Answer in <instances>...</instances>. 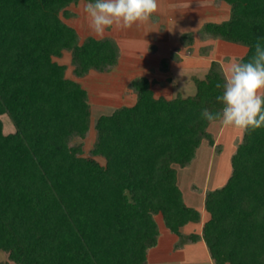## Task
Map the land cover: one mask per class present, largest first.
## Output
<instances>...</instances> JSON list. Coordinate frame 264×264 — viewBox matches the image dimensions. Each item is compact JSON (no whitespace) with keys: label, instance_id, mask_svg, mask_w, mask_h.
<instances>
[{"label":"trees","instance_id":"1","mask_svg":"<svg viewBox=\"0 0 264 264\" xmlns=\"http://www.w3.org/2000/svg\"><path fill=\"white\" fill-rule=\"evenodd\" d=\"M81 1L90 2L0 0V116L15 126L6 134L0 120V253L14 264H149L161 215L179 237L176 249L204 240L215 264H264V128L244 132L227 183L206 193L202 233L181 232L201 213L186 205L175 166L191 165L203 141L215 146L200 113L222 107L221 62L194 78L189 97L158 98L148 78L133 79L136 103L97 120L84 156L75 139L91 129L89 93L56 59L71 53L73 73L83 78L112 71L121 50L111 37L81 42L64 20ZM216 1L231 7L229 20L207 22L198 35L246 47L239 61L247 62L264 40V0ZM181 41L192 51L193 33Z\"/></svg>","mask_w":264,"mask_h":264},{"label":"rangeland","instance_id":"2","mask_svg":"<svg viewBox=\"0 0 264 264\" xmlns=\"http://www.w3.org/2000/svg\"><path fill=\"white\" fill-rule=\"evenodd\" d=\"M157 2H160V6L163 3L164 5H162V7L167 6L168 13H171L175 20L172 24H176L174 27L176 30L178 29V31L181 30V32H185L190 28V24H197L193 28L196 29L204 23V20L209 17H215V15H211L213 14V11H204V3H202L204 0H157ZM222 4L223 3H217V9H220L219 6H224V4L228 6L226 3ZM85 5L86 2L81 1L76 5L70 6L69 10L74 16L69 19L64 18V20L67 24L76 29L81 42L89 36L101 39L95 36L89 28V21L84 12ZM153 17L157 20L153 19ZM160 19L161 18L156 12L150 20V22L157 24L156 26L160 31L159 34L157 32L155 33L154 29L148 26V21L134 25L131 29L127 30H121L115 27L106 30L103 38L111 37L115 39L120 47L122 56L120 58L121 62L119 61L117 67L110 72L99 73L92 71L83 78H77L73 73V66L71 65V53L66 51L62 58L56 59L60 64L67 66L68 69L66 76L78 81L89 93L92 113L91 129L86 138L75 139V143H82L84 145V156H91L90 151L96 141L95 125L97 120L102 115H110L116 109L124 106H132L137 101V95L130 88L131 81L136 77H141L143 74H150L151 78H154L153 85L155 86L157 93L168 97H174L175 95L189 97L196 94L194 77L190 79L188 76L190 73L184 72L186 70L183 67H181V69L178 67V70L174 69L171 74L178 79L177 83L179 87L176 84L175 86L172 85V79L170 80V78H167V72L162 71L161 75L159 72L161 66L159 61L161 60V57L159 58V55H156V52L159 47L165 44L167 46V55H169V53H174V55H179L184 58H192L190 59L192 63H188L185 67L193 66L194 68L199 66H196V63H194L193 60H200L199 57H204L203 45L201 43L198 44L196 41L195 48L193 51H190L189 47L181 46L179 40L176 39L174 42L171 41V44L168 47L169 43L167 41V36L164 34L166 27L163 23H165V20L161 22L162 19L161 21ZM197 48H200V50ZM201 66L202 65L200 64V67ZM0 120L4 123V131L6 134L15 132V126L8 116H0ZM232 128L236 130V128ZM239 141L240 137L238 142ZM222 147H224V152L220 156H215V154L210 156V148L205 147L202 150L200 158H197L198 165L194 170L191 169L190 171H185L186 168H191V165H189L191 167L186 168L177 166L179 177H181V187L185 191L186 199H188L192 192H196L200 196L203 192L207 193L223 186L225 179L228 178L231 172L229 159L232 153V144L226 143L225 145L223 143L220 148ZM96 159L101 165H105L106 161L104 158L97 157ZM219 172L220 174H218ZM192 184L193 188L196 190L189 189ZM197 200H201L200 197ZM156 220L159 224L162 238L165 235H171L164 224L162 216H156ZM168 245L169 247H167ZM168 245H165L166 247L163 245V249L168 250L165 253L162 252L163 254L161 256L163 257V260L157 262L150 261L149 264H173L165 261V258L170 259L168 256L172 253L170 242ZM174 252H176V250ZM153 257L158 258L157 255ZM185 257V263L177 261L174 264H196L195 261L193 262L191 260L192 256L185 255ZM0 261L5 264H14L9 261L8 255L4 252L0 253Z\"/></svg>","mask_w":264,"mask_h":264},{"label":"crops","instance_id":"3","mask_svg":"<svg viewBox=\"0 0 264 264\" xmlns=\"http://www.w3.org/2000/svg\"><path fill=\"white\" fill-rule=\"evenodd\" d=\"M216 2L224 4V2H220V1H216V0H204V2H202V3H204V11H210V12L213 11V14H211L210 12L209 13L211 15H215V17L211 18L208 16L209 18L204 20V23H202L196 29H193V28L197 24H195V23L190 24V28H188L185 32H181V30L178 31V29L176 30V28L174 27V26H176V24H172L175 22V20L172 17L171 13L170 14L168 13L167 6L162 7V5H164V4L162 3L160 6V2H158L159 5H158L157 14L162 19V21L160 19L161 22H163L165 20V23H163L164 26L166 27V29L164 30V34L167 36V41L169 43L168 47L170 46L171 41L174 42L176 39L179 40V43L182 46L183 45L182 41H181L182 35L186 34V33H193L194 34V44L191 46L192 51L195 48L196 41L198 44L201 43L203 45L202 46L203 51L205 49H207V53L204 54V57H199L200 60H193V62L196 63V66H199V67H194V68H193V66H189L187 68L185 67L188 63H192V61L190 60L192 58H184L182 56L177 55L178 59H174V58H172L174 53L173 54L169 53V55H167L166 54L167 46L165 44L157 49L158 51L156 52V55H159V58L161 57L160 58L161 60L159 61L161 66H162L163 60L168 61V67L165 70H162V67L160 66L159 72L160 73L162 71L167 72L168 73L167 78L168 79L170 78V80L172 79V85L173 86H175V84L178 85V83H177L178 79L175 76L173 77V75H171V74H172L174 69L178 70V67H180L179 69H181V67H183L186 70L184 72L190 73L188 75L190 79L192 77L201 79L202 76L205 77L207 75L212 61L216 60V61L221 62L225 74H228L230 71L232 62L239 61V59H242L246 55L248 49L244 46L233 44V43H228V42H225L222 40H215V39L202 40L200 38V36L198 35V32L200 31L202 26L207 22L222 23L224 21L229 20V18L231 16V7L228 4H227L228 6H226L224 4V6H219L220 9H217V7H216L217 3ZM153 19H156V18L153 17ZM150 20L147 22L148 26L153 28L155 33L157 32L159 34L160 31L158 30L159 28H157V26H156L157 24L150 22ZM197 49L200 50V48H197ZM184 59H187V60H184ZM120 62H121V59H120ZM200 64L202 65L201 67H200ZM161 75H162V73H161ZM141 77H146L151 81L152 89H153L156 97H158V98L164 97L166 99H173V98L177 97L176 95L174 97L173 96L168 97V96L163 95V94H158L156 89H155V86L153 85L154 78H151L150 74H143V75H141ZM178 87H179V85H178ZM209 131L214 136L215 146L211 147L209 145L208 141H206V140L203 141L202 145L200 146V148L197 151L196 158L191 163L192 167L188 166L191 168H186L185 171H190L191 169L194 170L195 167H197L198 159L200 158L202 150L205 147L210 148V153H211L210 156H212L213 154H215V156L216 155H219V156L222 155V153L224 152L223 151L224 147H222V148H220V147L223 143L225 145H226V143L232 144V149H231L232 153H231V156L229 159L230 164H231L232 156L236 152L238 144L242 141V139H243L242 135H244V132H241V130H239V129L235 130L231 126H227V127L210 126ZM239 137H240V141L238 142ZM218 149H219V151H218ZM175 168H176L177 173H178L177 165L175 166ZM231 173H232V164H231V172H230L229 176L227 175L228 178L225 179L223 186L227 183L228 179L231 176ZM218 174H220V172ZM180 179H181V177H179V173H178V185H179L180 189L182 190L186 205L199 210L201 213V221L199 223H190V224L184 226L181 229V232L184 235L201 234L204 224L210 219V214L205 209L206 192H203L200 196L196 192H192V193H190L188 199H186L185 191L181 187V180ZM194 185H196V184H194ZM189 189L196 190L193 188V184L189 187ZM199 197L201 200H197ZM178 241H179V237L175 234L171 233V235H165L162 238L161 233H160L158 245L155 248L151 249L148 253V263H150V261L157 262V261L163 260V257L161 256L163 254L162 252L165 253L166 251H168V250L163 249V245L164 246L168 245L170 242L171 248H172V250H171L172 253H170V255L168 256V257H170V259L165 258V261H167V262L174 264L177 261H181V263H185L186 262L185 255H188L190 257L192 256L191 260L193 262L195 261L196 264H215L214 261L212 260L211 256H210L209 250H208L204 240H200L196 243H187V244H184L182 247L176 249L175 245ZM167 247H169V245ZM175 250H176V252H174ZM156 255L158 256V258L153 257Z\"/></svg>","mask_w":264,"mask_h":264},{"label":"clouds","instance_id":"4","mask_svg":"<svg viewBox=\"0 0 264 264\" xmlns=\"http://www.w3.org/2000/svg\"><path fill=\"white\" fill-rule=\"evenodd\" d=\"M157 10V0H90L84 6L90 30L101 39L113 27L127 30L149 21ZM216 87L223 89L217 96L222 107L216 112L204 108L200 113L209 126H231L241 132L264 128V40L255 42L247 62H232L224 83Z\"/></svg>","mask_w":264,"mask_h":264}]
</instances>
